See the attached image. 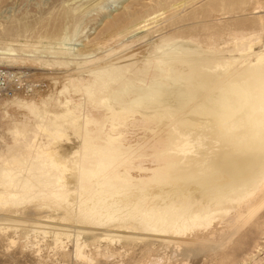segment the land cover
<instances>
[{
    "label": "bare ground",
    "instance_id": "obj_1",
    "mask_svg": "<svg viewBox=\"0 0 264 264\" xmlns=\"http://www.w3.org/2000/svg\"><path fill=\"white\" fill-rule=\"evenodd\" d=\"M160 46L140 68L89 71L91 79L71 85L89 101L77 109L59 97L62 110L33 108V139L27 122L14 126L0 151V210L25 205L17 212L26 219L25 210L48 207L85 231L130 240L170 236L246 252L258 245L264 49L251 41L235 44L239 57H213L199 46Z\"/></svg>",
    "mask_w": 264,
    "mask_h": 264
},
{
    "label": "rangeland",
    "instance_id": "obj_2",
    "mask_svg": "<svg viewBox=\"0 0 264 264\" xmlns=\"http://www.w3.org/2000/svg\"><path fill=\"white\" fill-rule=\"evenodd\" d=\"M251 41L255 52L264 49V0H0V65L46 84L41 92L1 102L0 151H7L20 122L34 138L33 108L46 103L62 110L54 104L58 97L72 109L88 103L74 85L91 79V70L131 63L140 68L162 44L239 57L235 44ZM122 53L126 59L116 58ZM29 135L24 140H32ZM25 208L0 210V264H264V237L247 252L170 236L130 240L102 227L85 231L48 207L29 208L22 219L17 210Z\"/></svg>",
    "mask_w": 264,
    "mask_h": 264
},
{
    "label": "built area",
    "instance_id": "obj_3",
    "mask_svg": "<svg viewBox=\"0 0 264 264\" xmlns=\"http://www.w3.org/2000/svg\"><path fill=\"white\" fill-rule=\"evenodd\" d=\"M46 88L42 81L29 80L19 71L0 65V102L16 95H31Z\"/></svg>",
    "mask_w": 264,
    "mask_h": 264
}]
</instances>
